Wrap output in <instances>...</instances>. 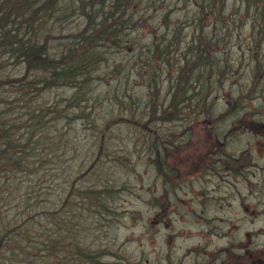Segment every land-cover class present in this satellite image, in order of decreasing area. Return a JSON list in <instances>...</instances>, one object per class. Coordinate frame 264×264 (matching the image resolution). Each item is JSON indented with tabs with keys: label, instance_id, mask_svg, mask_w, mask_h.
I'll use <instances>...</instances> for the list:
<instances>
[{
	"label": "rangeland",
	"instance_id": "1",
	"mask_svg": "<svg viewBox=\"0 0 264 264\" xmlns=\"http://www.w3.org/2000/svg\"><path fill=\"white\" fill-rule=\"evenodd\" d=\"M228 5L229 21L219 17L223 28L209 26L212 15L200 13L198 0H139L127 7L121 19L133 23L126 29L124 21L120 31L129 34L130 43L99 42V61L81 93L73 85L46 83L50 70L27 63L11 39L0 43V128L15 143L12 151L28 156V165L16 169L21 177L15 182L35 189L40 202H59L50 209H60V192L68 194L71 201L60 209L69 211L66 226L50 214L48 220L63 237L70 226L78 240L102 249L98 264H253L239 252L240 243L264 250V133L239 129L236 118L248 121L259 106L264 115V72L254 74L264 67V24L252 25V7L238 8L237 0ZM68 10L57 19L59 26L56 13L46 21L49 56H57L94 19L83 6ZM12 20L26 35L32 19ZM199 24L223 38L205 45L207 62L195 72L184 64L193 56ZM154 36L173 45L146 70L138 52L147 50ZM76 94L81 97L69 101ZM209 112L218 117L216 130L231 127L226 152L207 157L212 140L197 118ZM185 117L192 119L186 123ZM184 127L195 155L186 154L193 147L182 141L177 146L188 159L185 171L165 170L164 159L173 155L166 157V150L179 142L173 133ZM86 187L97 190L109 213L91 211L80 189ZM201 251L209 262L198 256Z\"/></svg>",
	"mask_w": 264,
	"mask_h": 264
},
{
	"label": "trees",
	"instance_id": "2",
	"mask_svg": "<svg viewBox=\"0 0 264 264\" xmlns=\"http://www.w3.org/2000/svg\"><path fill=\"white\" fill-rule=\"evenodd\" d=\"M237 1L240 2L238 8L252 7V25L258 22H261V26L264 24V0ZM15 2L16 6L13 7ZM138 3L139 0H118L116 4L114 1L107 2V0H0V43L6 46V39H11V47H14L27 63L50 70V75L45 79L46 83L73 85L78 88L77 92L81 93L84 83L91 79L99 61V42L107 40L113 41V44L130 43L129 34L122 33L120 27L126 21V29L130 28L133 22L129 21V18L121 19V16L128 15L127 7ZM69 6L73 9L78 6L85 7L87 13L94 19L78 32L74 42L64 44V48L57 56H49L45 48V44L47 46L49 42L46 21L55 13L57 17L54 23L58 22L57 19H64L69 12ZM228 6V0H198L200 13L212 15V23L209 26L216 28L218 26L223 28L220 16H224L229 21ZM114 12L116 15L112 16ZM18 15L32 19L28 23L27 34L23 37L19 33L20 28L12 20ZM97 16H99L98 19H96ZM36 21H39L37 28H35ZM57 26H59L58 23ZM154 29H156L155 26ZM199 29L201 32L195 41L196 46H193L191 50L193 56H186L187 60L184 64L185 67L191 65L195 72L199 71L197 67L207 62L204 59L209 49L205 45H209L211 40L219 43V40L223 38L217 32L214 35L204 32L206 29L204 24H199ZM262 30L260 29L257 35L261 34ZM195 42L192 44L195 45ZM172 45L173 42H164L162 45L161 36H154L150 45L146 47L147 50L142 48L138 52L140 58H143V62L146 63L145 66L142 64L141 68L151 69L152 60L168 56L170 49L167 48ZM152 68L155 69V67ZM179 70L181 73V66ZM258 70L264 72V67L259 65L254 70V74H257ZM80 97L81 94H76L69 101H77ZM1 137L7 140L6 145L1 141ZM14 144L0 128V173L2 176L0 180V264H98L102 249H93L78 240L77 230L70 226L66 229L70 235L63 237L58 225L48 220L47 214H50L52 220L61 226H66L64 222L69 211L60 209L63 208L64 201L67 203L71 201L68 194H64V191L60 192L62 201L59 205L60 209H50L53 203L58 205L59 202L50 200L40 202L35 199L36 195H33L36 192L35 189L25 190L21 187L22 181L15 182L16 178L21 177L16 174V169L22 167L28 156L12 151ZM80 189L81 193L86 194L91 211L100 215L110 212L111 208L108 205L99 203L96 189L88 187Z\"/></svg>",
	"mask_w": 264,
	"mask_h": 264
},
{
	"label": "flooded vegetation",
	"instance_id": "3",
	"mask_svg": "<svg viewBox=\"0 0 264 264\" xmlns=\"http://www.w3.org/2000/svg\"><path fill=\"white\" fill-rule=\"evenodd\" d=\"M223 109H224V111H227L230 109L228 102L224 103ZM224 111H222V114L224 113ZM236 118L238 119L239 129L247 128L246 130L248 131V128H250L254 132L264 133V115H262V113L260 112V110L258 108H255V111L252 112L251 117L249 118L248 121H247L246 117L238 116ZM191 119H192V117H185V122L188 123ZM197 120H200L202 122L205 130L207 131V138L211 137V140H212L211 146L206 150L207 157L211 156L212 154H216L219 151H223V153H225L226 152L225 146L228 144V136L230 135L231 124H228V126L223 129V133H222V132L216 130L214 127L215 121L218 120V117L215 116L214 112H209L208 116H205L202 118H197ZM193 127H194V125H192V124L190 126H187L188 129H191ZM184 129H185V127L182 128L181 131L173 133L174 139L179 140V142L173 143L174 146H177L178 144H181L182 141H185L184 137H186V134H184L185 133ZM238 130H235L234 132H237ZM190 133H192V132H190ZM250 133L252 134L253 132H250ZM169 139L170 138L166 139L165 143ZM170 141L173 142V138ZM185 143H186V145H188V144L192 145L193 144V141L191 139V135L188 137V139L185 141ZM192 147H193V145H192ZM193 151H194V147L191 149V152L186 151V154H188L190 157ZM171 155H172V159L167 160V163H165V159H164V162H163L164 169L165 170H168V168L175 169L177 171V173H178V171H180L181 168L184 170V166H185L186 162L188 161V159L185 160L184 157L181 156V145L174 147L171 151L166 150L165 156L170 157ZM193 155H195V154H192V156ZM232 158L235 162H237L239 159V156L236 154H233ZM225 161L228 162V158H225V156H224L223 161H222V163L224 165H225ZM234 164L238 165L236 163H234ZM187 167H185V168H187V170H192L194 168L193 165H192V167H189V166H187ZM249 243H250V241L248 242L247 240H245L244 242H241L240 245L238 246L239 252H241L243 256L251 257V261L253 264H264V255L262 254V252H264V250L262 248H259L258 245H256L255 243H254V247H253V244L249 245ZM234 247H236V246H234ZM234 247H232V248H234ZM202 248H203V250L206 249L205 247H202ZM198 256H201L202 259L204 256V259L209 262L210 256L208 254H206L205 251H201L198 254ZM204 263H206V262H204ZM211 264H220V263H214L213 262Z\"/></svg>",
	"mask_w": 264,
	"mask_h": 264
}]
</instances>
